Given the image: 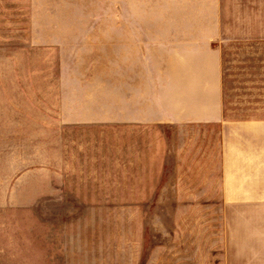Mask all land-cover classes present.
<instances>
[{"label":"rangeland","instance_id":"obj_1","mask_svg":"<svg viewBox=\"0 0 264 264\" xmlns=\"http://www.w3.org/2000/svg\"><path fill=\"white\" fill-rule=\"evenodd\" d=\"M188 11L0 0V264H264V210L219 194L218 126L124 122L125 39L193 27ZM229 23L227 114L264 117V19Z\"/></svg>","mask_w":264,"mask_h":264},{"label":"crops","instance_id":"obj_2","mask_svg":"<svg viewBox=\"0 0 264 264\" xmlns=\"http://www.w3.org/2000/svg\"><path fill=\"white\" fill-rule=\"evenodd\" d=\"M150 1L186 5L188 15L180 18L195 22L193 27L157 31L153 40L145 39L148 34L142 30L134 33L139 38L125 39L137 53L130 62L136 70L125 78V124L203 122L218 126L222 201L229 198L230 205L264 210V117L227 114L220 46L238 36L231 31L236 25L229 21L264 19V0L255 1L251 11H245L244 0ZM260 34L253 31L257 38ZM148 45L154 46L155 58L143 54Z\"/></svg>","mask_w":264,"mask_h":264}]
</instances>
